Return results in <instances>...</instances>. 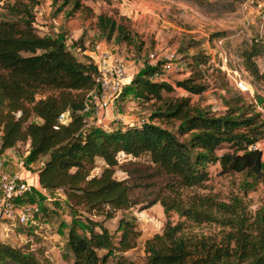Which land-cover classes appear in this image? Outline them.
<instances>
[{"label":"trees","instance_id":"obj_1","mask_svg":"<svg viewBox=\"0 0 264 264\" xmlns=\"http://www.w3.org/2000/svg\"><path fill=\"white\" fill-rule=\"evenodd\" d=\"M51 2L57 9L69 6L68 14L83 6L79 0ZM35 3L6 0L2 5L0 151L27 142L25 160L41 161L35 168L38 186L62 192L70 216L65 234L69 264H106L110 254H115L113 264H131L122 252L135 245L139 234L133 218L119 217L112 231L102 221L117 209L155 202L166 219L143 240L144 264H264V194L253 209L242 196L257 183L264 185V145L262 150L248 148L264 136V117L253 103L231 93L222 97L224 109L212 112L188 95H164L171 83L148 79L154 66L144 63L126 92L140 102L151 101L145 119L112 128L87 123L80 109L94 85L96 64L86 56L76 58L56 35L40 33ZM95 17L105 38L114 33L117 40H131L110 14ZM257 53L252 43L239 52L244 69L264 82V71L253 60ZM204 61L192 55L189 75L175 84L200 93L205 84L198 65ZM60 112L63 121L57 120ZM162 121L174 123V130ZM220 144L226 149L217 153ZM96 157L104 165L91 174ZM209 163H217L219 173L240 174L237 188L243 194L221 199L211 193L205 183ZM116 167L124 172L120 178L113 175ZM36 191L32 187L18 201L36 202L26 200ZM172 213L175 220L169 218ZM39 256V251L0 240V263L48 264Z\"/></svg>","mask_w":264,"mask_h":264},{"label":"rangeland","instance_id":"obj_2","mask_svg":"<svg viewBox=\"0 0 264 264\" xmlns=\"http://www.w3.org/2000/svg\"><path fill=\"white\" fill-rule=\"evenodd\" d=\"M6 0H0V17L5 16L2 5ZM83 6L68 14L69 6L56 8L51 0H36L32 7L35 25L40 33L56 35L73 55L82 59L91 58L102 50H107L119 57L124 64L125 77L122 80L120 92L113 102L114 118L106 120L111 127L123 126L129 122L145 119L151 109V101L140 102L130 92H126L131 76L144 63H148V54H159L164 49H173L175 57L171 63L169 82L172 89L164 95L178 97L188 95L190 101L207 107L212 112L224 109L223 96L239 93L241 97L253 103L256 111L264 117V82L254 80L242 64L239 52L242 47L253 44L258 53L253 60L259 71H264V20L260 17V3L263 0H79ZM104 12L120 21L130 35V41L117 40L112 36L105 38L96 25L95 14ZM221 39V42L217 41ZM82 47V49L80 48ZM226 53L230 67L245 81L251 84V91L236 89L233 82L224 77L216 63H219L218 51ZM194 54L205 59L198 65L202 73L201 81L205 88L200 93H189L175 82L189 75L188 61ZM226 81L224 86L221 81ZM258 95V97H256ZM150 105V106H149ZM95 120L99 117L93 116ZM110 122V123H108ZM162 124L174 130L175 124L162 121ZM101 125L102 122H101ZM263 138V137H262ZM264 140V138H263ZM27 142L22 141L15 146L17 157L22 158L23 165L32 172L39 166L40 160L31 161V166L25 160L28 149ZM226 149V144L216 148L219 153ZM1 156V155H0ZM104 165L100 157L95 158V166L91 174L98 173ZM217 163L207 164L208 179L206 187L216 197L227 199L232 193L243 194L237 183L238 173H219ZM113 175L120 178L124 175L115 168ZM206 190V189H205ZM264 185L256 184L247 191L243 199L250 209L256 207L262 200ZM27 201H36L40 210L36 213L32 228L25 224L11 227L4 235L0 230V240L12 245H24L25 249L39 251V257L46 259L48 264H69L71 254L65 244V234L70 220L64 196L60 190L45 191L37 189L26 197ZM94 219L100 216L89 215ZM132 217L139 230L135 245L123 255L131 264H144L143 240L154 232H158L166 217L158 202L146 207L138 205L126 209H117L113 216L104 219L103 224L114 230L119 217ZM176 219L172 213L170 217ZM104 250H99L103 253ZM115 254L107 257L106 264H113ZM45 261V263H46ZM11 264V263H0Z\"/></svg>","mask_w":264,"mask_h":264},{"label":"built area","instance_id":"obj_3","mask_svg":"<svg viewBox=\"0 0 264 264\" xmlns=\"http://www.w3.org/2000/svg\"><path fill=\"white\" fill-rule=\"evenodd\" d=\"M259 9L260 17L264 20V0L261 1ZM217 41L221 42V39L217 38ZM175 54L173 49H164L159 54L150 52L148 64L153 65L154 68L148 74V79L169 82L171 63ZM218 54L220 59L216 65L225 78L230 79L237 89L251 91V84L241 78L235 68L228 65L226 53L221 50ZM91 60L96 64L97 73L94 76V85L85 93L80 112L85 116L87 123L106 124V120L114 118L113 102L120 92L121 83L125 77V68L119 57L107 50L91 55ZM93 116L100 119L95 120ZM63 118L64 113L60 112L57 120L63 121ZM143 120L141 118L136 122L140 123ZM263 138L251 142L248 148L262 150ZM31 188L32 186L19 172L6 170L4 159L0 156V230L4 235L12 230L14 223L34 222L35 215L39 211L38 204L18 201L19 197Z\"/></svg>","mask_w":264,"mask_h":264},{"label":"crops","instance_id":"obj_4","mask_svg":"<svg viewBox=\"0 0 264 264\" xmlns=\"http://www.w3.org/2000/svg\"><path fill=\"white\" fill-rule=\"evenodd\" d=\"M108 123H110V122H108ZM104 125L105 126L107 125L106 127L112 128L110 126V124H104ZM26 153H27V151H26ZM0 155L4 159L6 170H8L9 172H12V171L19 172L22 176L25 177L26 181L33 188L40 189L41 191L44 190L38 186V183L36 180L35 169L32 172H30L29 169H27L26 166L23 165L24 164L23 160H22V158L16 156L14 147H8V148L3 149L2 151H0ZM27 165L31 166V162H28Z\"/></svg>","mask_w":264,"mask_h":264}]
</instances>
